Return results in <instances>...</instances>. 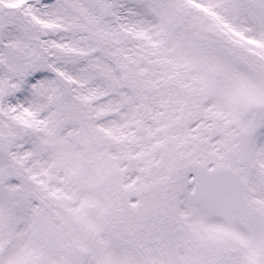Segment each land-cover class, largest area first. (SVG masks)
Masks as SVG:
<instances>
[{"label": "snow or ice", "instance_id": "1", "mask_svg": "<svg viewBox=\"0 0 264 264\" xmlns=\"http://www.w3.org/2000/svg\"><path fill=\"white\" fill-rule=\"evenodd\" d=\"M0 264H264V0H0Z\"/></svg>", "mask_w": 264, "mask_h": 264}]
</instances>
